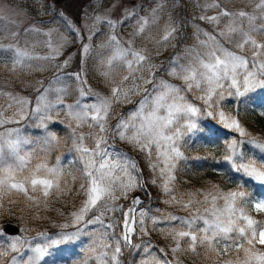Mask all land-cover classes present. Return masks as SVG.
<instances>
[{
	"label": "snow or ice",
	"instance_id": "1",
	"mask_svg": "<svg viewBox=\"0 0 264 264\" xmlns=\"http://www.w3.org/2000/svg\"><path fill=\"white\" fill-rule=\"evenodd\" d=\"M240 2L245 7L230 11L220 0H194L199 12L181 21L174 13L175 0H153L151 8L141 9L145 15L127 13L134 25L127 40L116 34L124 20L97 16L95 23L110 31L99 46L105 51L94 55L95 33L85 38L65 18V30L80 44L75 72L65 71L75 55L64 54L67 36L53 43V29L44 32L33 25L24 30L21 47V33L0 24V35L17 41L0 44V52L10 54L13 73L19 69L52 74L47 83L29 82L35 95L0 92L8 100L0 105V216L16 215L11 206L20 200L28 209H39L70 193L81 197L58 232H38L29 239L0 226V264H121L124 250L142 253L138 264H183L181 255H200L198 249L210 264H264V222L252 215L264 213V196L254 200L245 190L246 185L264 188V141L223 106L230 99L233 105L261 109L264 115V0ZM210 10L212 15L202 14ZM197 20L211 28H202ZM30 33L46 39L34 41ZM188 39L194 43L188 45ZM177 40L179 48L157 64ZM37 47L45 49L43 54L35 51ZM93 70L103 78L106 93L89 84ZM69 96L72 103L66 102ZM136 96L140 99L134 102ZM127 104L134 107L121 113ZM61 113L65 120L58 123L68 129L65 142L74 154L75 175L65 171L67 160L62 163L57 156L50 162L61 147L56 133L63 129L48 125L57 123ZM29 118L45 129L39 146L21 128L5 127ZM117 143L137 153L143 167ZM189 144L220 146L219 159L211 154L196 159L212 161V170L232 177L236 187L225 191L212 184L178 192L176 170L189 159L183 150ZM150 188L159 189L164 203L186 215H150L151 209L140 207L145 196L152 198ZM135 192L141 195H132ZM149 225L169 241L171 259L150 240L133 242V237L149 235ZM231 253L235 255L227 258Z\"/></svg>",
	"mask_w": 264,
	"mask_h": 264
},
{
	"label": "rangeland",
	"instance_id": "2",
	"mask_svg": "<svg viewBox=\"0 0 264 264\" xmlns=\"http://www.w3.org/2000/svg\"><path fill=\"white\" fill-rule=\"evenodd\" d=\"M200 3L208 2L211 0H198ZM222 5H226L230 11H234L238 8H243L245 5L240 2V0H220ZM153 0H64L57 4L55 0H0V24H7L11 28H15L16 31L21 33L19 39V46H24V30L30 26L35 25L41 28L42 31L47 32L49 29H53L51 36L53 43L61 42V35L67 36L69 44L64 50L65 56L75 54L71 66L67 68L66 72H75L79 70V48L80 44L76 42L75 37L65 30V18L70 21L72 25L80 30V34L85 38L91 35L92 32V50L93 55L96 53H101L105 51L99 46L105 42L107 39V34L110 29L103 23H95L94 18L99 16L102 18L111 19L114 21L124 20V24H118L116 28V34L123 40H127L133 31L134 25H132L128 19H126L127 13L129 11L139 12L140 15H145L146 11H141L142 8H151ZM247 11H251V7L245 8ZM199 12V8L195 6L194 0H175L174 13L177 20L184 21L185 19L191 20L193 16ZM207 15H212L213 11H208L207 13H202ZM14 21L13 25L11 22ZM197 23L201 25L204 29H210L211 26L197 20ZM19 26L18 28L16 26ZM128 25V27H125ZM91 30V32H90ZM185 30L188 36H191V29L187 27L185 23ZM103 33L104 35H101ZM30 38L34 41H43L46 39L42 34H29ZM85 42H87L85 40ZM17 41L12 40L7 37V34L0 35V44L7 46L9 44H15ZM188 45L194 43L192 39L186 41ZM180 41L175 42V47L165 52L160 56L155 62L161 64L166 62L168 58L179 48ZM37 53L43 54L45 49L42 47H37L35 49ZM9 53L0 52V92H11L13 95L18 96H32L35 93L28 87L29 82L42 79L47 83L48 79L51 78V73H38V72H21L19 69L15 73L10 70ZM64 56L60 57L63 60ZM59 62V61H58ZM91 62V57L90 61ZM171 79V78H169ZM88 82L91 87L96 92L106 93V88L103 84V78L98 75V73L93 70L88 73ZM177 83V81H172ZM75 87V85H73ZM71 91V89H70ZM139 96L133 97V101H138ZM67 103H72V97L66 98ZM8 103L7 97L0 96V105L6 106ZM199 103V102H198ZM224 110L229 113L237 114V118L241 124L247 129L252 136L257 138L254 134L253 128H257L264 132V115L260 114L261 109H254L246 105H233L230 99L223 101ZM134 107V104H127L120 109L121 113L127 112L128 109ZM11 111V110H10ZM9 113L7 114H10ZM57 123H49V129L52 128H62V131H57L56 135L61 141V147L54 151L50 156V162H54L55 158L59 156L61 162L64 163L65 160L68 163L65 165V171L75 175L73 165L71 161L74 159V154L68 149L70 148V143L65 142V138L68 134V129L60 125L58 121L65 120V116L61 113L56 117ZM37 122L31 118L21 121L19 124H8L5 127L9 128H21L23 134L33 141V144L39 146V143L43 140L45 129L36 126ZM3 129H0L2 131ZM231 135H238L236 133H231ZM244 139V138H241ZM264 141V140H263ZM33 145H28L31 148ZM117 148H121L128 152L130 156L134 159L135 156L132 154V150L125 144L117 143ZM249 145L245 144L243 150L245 152L249 151ZM131 150V151H130ZM184 150L185 156L189 159L187 161H181L177 166L176 170V184L178 192L195 191L197 189H207V162L203 160H197V157H205L211 154L215 156V150L209 147H201L197 144L195 147L189 144ZM135 153V152H133ZM137 154V153H135ZM219 159V158H217ZM196 169H195V168ZM220 174V173H219ZM214 176L218 174L213 173ZM222 178V183L219 184L225 191L230 188H235L236 183L234 179L230 176L220 174ZM245 190L251 194L252 199H259L264 196V188L254 187L253 185H246ZM132 195H141L139 192H135ZM147 196L144 197V203L140 207H147L151 209L150 215L161 216L172 213L174 215H186V213L181 212L178 208L172 207L163 201L166 197H162L161 201L157 202L152 206L148 204ZM81 197L74 195L73 193L68 194L66 197H62L58 201H53L49 203L47 207H41L39 209H28L25 207L22 200L11 206L12 211L16 215L11 216L12 221H5L3 215L0 216V226L3 224L11 223L18 226L20 229H25L23 232H19L16 235L22 237H27L32 239L37 235L38 232H47L52 234V231L58 232L59 225L65 223V217L73 210L74 206H78ZM250 207V206H249ZM157 209L163 210L157 211ZM23 210V211H21ZM63 213V215H61ZM255 215L264 216V213H255ZM14 218L17 219L14 221ZM19 221V222H18ZM31 221V222H30ZM30 222V224H29ZM15 236V235H14ZM150 240L153 245L164 248L165 252H168V259H171V253L167 247L169 241L161 236L157 231L151 230V225H149V235L142 236L141 240H137L133 237L134 243H140L142 241ZM88 244L84 245L86 249ZM155 251V248L153 249ZM200 255L195 253L186 252L181 255L180 259L183 264H210V261L205 259L201 249L197 250ZM87 255V253H84ZM142 253L129 252L124 250L123 254L120 256L121 264H124V260L134 258V264H138V256H142ZM159 255V254H158ZM234 253H231L229 257L232 258ZM127 256V257H125ZM78 258V257H77Z\"/></svg>",
	"mask_w": 264,
	"mask_h": 264
},
{
	"label": "trees",
	"instance_id": "3",
	"mask_svg": "<svg viewBox=\"0 0 264 264\" xmlns=\"http://www.w3.org/2000/svg\"><path fill=\"white\" fill-rule=\"evenodd\" d=\"M253 131H254V134L257 135V138L259 140H262V141L264 140V132L263 131H261V130H259L257 128H253ZM209 148H212V147H209ZM213 149L215 150V157L216 158H219L220 153L222 152V148L220 146H217V147H215ZM131 152H132V154H134L135 158L140 161L141 167H143V161L140 160V157L137 154L133 153V151H131ZM211 164H212V161H207V179H208L207 180V186L211 185V183L214 182V181H217L215 183H222L221 175L219 173H217V172H215V171L212 170V167H210ZM213 173L218 174V176H214ZM150 191L152 193V198L151 199L148 198V204L153 206L156 203V201L157 202L158 201L160 202L161 201V198L163 196L160 193L159 189L150 188ZM252 215L255 216V218L257 220L264 222V216L255 215L253 213H252ZM12 219L13 218L11 216H4V220L5 221H12ZM16 220L17 219L14 218V221H16ZM30 222H29V224H30ZM125 257H127V256H125ZM134 262H135V259L134 258H130V259H127L126 258L124 260V264H134Z\"/></svg>",
	"mask_w": 264,
	"mask_h": 264
},
{
	"label": "water",
	"instance_id": "4",
	"mask_svg": "<svg viewBox=\"0 0 264 264\" xmlns=\"http://www.w3.org/2000/svg\"><path fill=\"white\" fill-rule=\"evenodd\" d=\"M61 1H64V0H57L56 2L59 3ZM4 227L7 229V231L9 233H11L13 235H16V234H18L20 232L19 228L17 226L13 225V224H6ZM55 232L56 231H53L52 233H55Z\"/></svg>",
	"mask_w": 264,
	"mask_h": 264
}]
</instances>
